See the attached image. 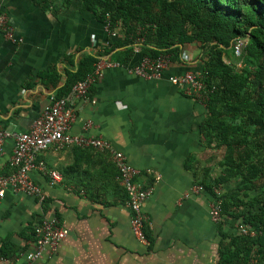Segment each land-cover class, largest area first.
Instances as JSON below:
<instances>
[{"label":"crops","instance_id":"crops-1","mask_svg":"<svg viewBox=\"0 0 264 264\" xmlns=\"http://www.w3.org/2000/svg\"><path fill=\"white\" fill-rule=\"evenodd\" d=\"M0 14L14 34V41H0V130L26 132L49 107L66 73L75 72L86 55L107 49L108 34L78 0L58 11L42 9L33 0H0ZM182 52L186 60L178 56L158 80L128 73L137 58L128 67H104L111 54L102 56L100 75L88 98L73 101L70 133L109 142L140 171L136 182L153 189L142 205L150 244L139 243L131 231L127 195L115 178L109 152L48 150L38 160L46 171L58 172L60 181L50 185L44 173L29 174L43 200L9 189L0 199V252L6 242L16 249L11 258L0 257V264H27L21 254L33 250L31 231L47 216H55L68 234L28 264H216L218 230L230 232L233 224L214 222L209 215L211 198L194 188V168L211 167L200 164L210 150L203 147L199 134L205 107L170 78L201 73L205 57L195 43L185 44ZM51 70L58 82L45 86L41 76ZM11 155L12 142L7 140L0 154V176L10 174ZM190 158L192 169L185 167ZM236 226L234 222L235 230Z\"/></svg>","mask_w":264,"mask_h":264},{"label":"trees","instance_id":"trees-1","mask_svg":"<svg viewBox=\"0 0 264 264\" xmlns=\"http://www.w3.org/2000/svg\"><path fill=\"white\" fill-rule=\"evenodd\" d=\"M33 1L42 9L58 11L75 0ZM78 1L117 36H108L107 49L86 55L75 72H67L53 96L66 97L73 85L94 72L102 56L111 54V62L128 67L135 58L139 63L143 57L169 55L174 61L185 44H197L205 57L202 74L209 90L199 125L201 143L205 149H223L224 155L217 174L211 167L194 168L195 182L210 202L220 201L221 217L237 222V231L234 226L230 232L219 228L216 264H264V186L258 184L264 175V151L259 148L261 142L264 145V0ZM238 42L242 47L236 55ZM227 52L235 62L225 61ZM41 79L45 86H55L59 76L51 70ZM193 165L190 158L185 167ZM219 186L224 192L218 195ZM241 226L253 235L240 234ZM143 231L150 244L145 227ZM31 235L34 241V228ZM15 252L6 242L0 257L11 258Z\"/></svg>","mask_w":264,"mask_h":264},{"label":"built area","instance_id":"built-area-1","mask_svg":"<svg viewBox=\"0 0 264 264\" xmlns=\"http://www.w3.org/2000/svg\"><path fill=\"white\" fill-rule=\"evenodd\" d=\"M104 29L109 37L114 38L117 36L116 31H109L108 23L104 25ZM3 39L14 41V34L6 16L0 14V41ZM241 47L242 42H238L234 46L236 55L239 54ZM135 52H139V49L135 48ZM179 59L181 61L186 60L185 52L179 54ZM99 62L95 64L94 72L83 81L73 85L66 97L56 99L53 95L50 96L49 107L34 121L28 131L0 130V154L3 151L5 142L7 140L12 142V155L8 162V167L11 171L9 175L0 176V199L3 198L6 190L9 189L16 193L20 192L35 196L41 202L43 200L41 190L29 176L33 170L44 173L49 179L50 185L60 181L61 176L58 172L46 171L44 163L38 160V155L41 153L48 150L61 151L72 147L109 152L117 170L116 180L127 195L131 231L139 243L148 245L143 231L147 217L143 213L142 205L151 195L153 189L151 187L144 188L136 182L140 171L128 163L123 153L113 150L109 142L101 137H87L70 133L71 124L75 120L73 101L88 98L91 87L100 75L102 66H100ZM170 62L171 57L169 55H162L157 58L143 57L139 63L128 68L127 71L131 75L146 80H158L163 76ZM103 65L108 67L109 65L117 66L119 64L104 61ZM202 73L185 72L184 74L171 77L170 83L181 87L187 96L198 99L204 104L209 90L203 81ZM89 126L90 123H87L86 127ZM194 188L197 191H201L199 186ZM217 194L219 195L218 192ZM209 215L214 222L220 220V201L211 202ZM238 231L243 235H253V232L249 231L246 226L238 227ZM67 234V230L60 225L59 220L55 216H47L34 227L33 250L26 253L23 252L21 256L24 257L27 264L31 263L39 259L47 249L53 250L58 243L66 238Z\"/></svg>","mask_w":264,"mask_h":264},{"label":"rangeland","instance_id":"rangeland-1","mask_svg":"<svg viewBox=\"0 0 264 264\" xmlns=\"http://www.w3.org/2000/svg\"><path fill=\"white\" fill-rule=\"evenodd\" d=\"M225 57H226L225 61L227 63L236 61V58L230 52H227ZM237 66H239V64ZM259 148H261L264 151V145L262 144V142H261V145H259ZM223 155H224V150L223 149L214 150V151H210L209 150L207 152L206 162H203V163H200V164H203V165L204 164H207V165L211 164L210 166L212 168V173L213 174H217V172H218L217 163H218V161H220L223 158ZM201 167H204V166L201 165ZM258 184L264 186V175L261 176V178L258 180ZM217 191H218V193L219 192L223 193L224 189L222 188V186H219ZM221 220L227 221L229 219H227V217H221L219 221H221ZM230 223H232V222H230ZM232 224L234 226V222Z\"/></svg>","mask_w":264,"mask_h":264}]
</instances>
